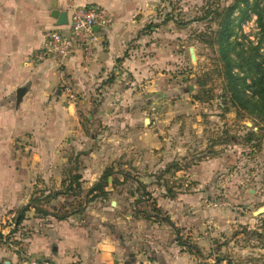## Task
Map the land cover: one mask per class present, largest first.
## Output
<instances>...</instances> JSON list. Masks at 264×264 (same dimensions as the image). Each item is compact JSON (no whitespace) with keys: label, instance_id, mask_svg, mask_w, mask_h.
Instances as JSON below:
<instances>
[{"label":"rangeland","instance_id":"1","mask_svg":"<svg viewBox=\"0 0 264 264\" xmlns=\"http://www.w3.org/2000/svg\"><path fill=\"white\" fill-rule=\"evenodd\" d=\"M160 2L164 6L160 8L159 14L176 17L177 26L184 31V37L175 42L173 55L156 57L161 66L164 99L157 111V117L163 124L158 128L155 126L154 132L162 130L161 137L167 140L165 146H168L170 160L190 165L187 170H183L189 173L186 179H171L170 175L164 177L180 185L181 192L185 191V194L193 197L198 194L199 197L194 198L186 212H181L175 218V224H179L177 228L181 230L182 236H188L192 245L201 250L198 259L193 256L196 264H215L216 259L219 264H264V212L256 214L258 209L264 208V124L255 115L233 104L218 45L208 43L210 40L202 44L196 39L200 32L216 30L214 25H210L212 30H207L204 23L193 21L202 15L203 0ZM237 35V48L242 55L248 57L250 47H257V61L264 65V32L257 25L253 13L242 22ZM190 48H193L194 60L190 57ZM153 58L149 51L143 50L135 60L145 67L154 65L151 63ZM234 72L241 73L238 69ZM246 84H250L249 79ZM245 95L251 99V103L257 99L251 89ZM91 111V108L80 110L81 136L76 139L77 145H67L65 139L59 136L58 124L54 127L50 121V126L44 122L40 131L33 129L30 134L19 137L10 152H0V159H10L12 164L18 161L10 169L0 167V175L5 171H13L19 177L18 204L0 216V230L4 236L14 228L16 210L27 203L44 205L41 197L48 191H61L59 182L70 169L84 175L86 169L81 168L84 162L95 164V175L110 166L125 171L127 168H121L119 164L130 163L136 168H129L127 172L133 178L138 177L146 182L149 193L161 196L160 187L150 183L157 174H153L155 169L144 166L150 159L145 158L138 148L120 156L114 145L116 140L104 142L107 138L113 139L112 131L101 129L98 120L87 121L86 116ZM154 115L156 110L152 115L145 113L146 119ZM136 161L141 164L137 166ZM183 179L189 182L187 187L182 184ZM86 187L84 185V192L87 191ZM136 188V184L129 180L118 185L105 199L87 203L84 198H68L67 201L58 198L51 205L62 202L71 204L68 207L70 209L82 208L79 214L73 216L83 223L97 225L98 230H104L110 223L127 221V210L135 200L127 195L128 192H137ZM151 197L157 200L153 195ZM51 205L44 207L50 209ZM142 207L143 204L136 206V211ZM26 217L10 236L8 243L2 245L0 262L13 259L14 264H24L28 258L34 257L27 253L29 241L46 222L35 216V210L32 209L26 213ZM148 224L158 223L148 221ZM160 224L169 226L164 222ZM183 225L188 228L187 233H182L186 228H182ZM170 231L171 238L177 244L173 227ZM117 232L121 233L120 230ZM117 236L115 229V238ZM178 248L179 252H185L181 247Z\"/></svg>","mask_w":264,"mask_h":264},{"label":"crops","instance_id":"2","mask_svg":"<svg viewBox=\"0 0 264 264\" xmlns=\"http://www.w3.org/2000/svg\"><path fill=\"white\" fill-rule=\"evenodd\" d=\"M160 1L0 0V152H10L19 137L30 134L33 129L40 131L44 122L50 126V121L54 127L58 124L59 136L67 145H77L76 139L81 136L80 110L91 108L87 121L98 120L101 129L112 131L113 139L107 138L104 142L116 140L114 145L120 156L138 148L150 159L144 161L147 162L144 166L154 168L153 174L174 160L169 159L162 130L154 132L155 126L163 124L157 111L164 99L161 66L156 57L173 55L175 42L184 37V31L178 28L176 17L159 14L164 6ZM86 5L105 9L111 18L109 27L97 29V42L90 58L75 50L60 70L51 60L33 63L31 54L43 44L46 31L60 27L67 32L65 25L57 26L52 13L65 12L68 21L73 6ZM151 24L154 27L150 32H142ZM143 50L154 56L151 61L154 65L144 67L135 60ZM20 88L24 93L18 103L16 92ZM68 92L76 96V105L68 104ZM150 109L156 110V115L149 118L146 126L145 113ZM13 162L1 158L0 167L10 169L18 164ZM136 162L137 166L141 164ZM119 166L127 168L125 172L136 168L125 162ZM82 167L86 169L81 178L83 189L87 185L88 190L99 182L102 171L95 175V164L91 161L84 162ZM187 176L189 173L179 171L171 179ZM108 182L106 191L110 194L111 178ZM150 183L155 185V179ZM18 184L19 177L13 171L0 175V216L17 206ZM182 184L187 187L189 182L183 179ZM157 188L161 196L151 195L174 224L175 218L187 211L194 198L199 199L198 194L193 197L180 190L169 199L163 196L162 186ZM140 192H128L127 196L134 200ZM134 210V206L127 210L126 222L110 223L104 230L74 216L64 221L43 218L46 224L39 233L33 234L27 253L56 264H196L193 256L179 252V246L171 238V227L160 223L150 225L141 218H133ZM187 229L182 233H187ZM13 262L10 259L5 263Z\"/></svg>","mask_w":264,"mask_h":264},{"label":"trees","instance_id":"3","mask_svg":"<svg viewBox=\"0 0 264 264\" xmlns=\"http://www.w3.org/2000/svg\"><path fill=\"white\" fill-rule=\"evenodd\" d=\"M201 13V17L193 19V21L204 23L207 30H212L210 25H214L216 30L214 32H208L206 30L205 32H200L196 39L202 44L205 43V40H210L208 43H216L218 45V52L221 57L220 60L224 66L225 76L227 78L228 92L233 104L247 111L248 114L255 115L264 124V65L257 61V47H250V55L245 57L240 50H238L237 47L239 43L236 42L239 40L237 30L240 28L242 22L249 18L251 13L256 16V23L264 32V0H231L230 3H223L222 0H203ZM152 27H154L153 24L147 25L142 32H150V28ZM235 69H238L241 73H235ZM248 79L250 81L249 85L246 84V80ZM248 89L253 90V94L257 96L254 103H251V99L245 95ZM189 167L190 165H181L178 161H172L166 165L164 169L157 171L156 175L154 174L155 184L164 188V197L173 199L176 194L179 193V190H181L180 185L170 181L164 176L170 175V177H173L176 172L187 170ZM81 178L82 176L80 173L76 171L73 172L70 169L59 182L61 191H48L45 196L42 195L43 197H41L42 199L40 200H43L44 205L37 206L32 205V203H27L25 206L16 210L15 216L13 217L14 228L10 230L6 236H4L0 230V248L2 245L8 243L10 236L13 235L22 222L27 219L26 213L29 212L30 209L35 210V216L38 218L43 219L52 217L56 221H64L75 214H79L82 208L80 210L74 208L70 209L68 207H71V204L62 202L58 203V205H51L52 201L58 200V198L63 199V201H67L66 199L68 198H73L75 200L84 198L88 203L95 199H105L109 194L106 191L109 183L108 179L111 178L113 189L118 185L127 183L130 179L136 184L138 192L141 191L133 202L135 208L134 216L136 218L140 217L147 222H164L173 227L177 245L184 249L187 254L197 259L199 258L201 250L196 245H192L188 236H182L181 230L175 227L170 218L157 206L156 200L153 199L151 193L146 190L147 186L139 179L133 178L128 172L110 166L102 172L99 182L95 183L90 189L84 192ZM160 180H162V183ZM82 195L83 197H81ZM141 204H143L141 210L136 211V206H140ZM50 205V209L44 207ZM0 264H5V262L1 261ZM215 264H219L217 259L215 260Z\"/></svg>","mask_w":264,"mask_h":264},{"label":"built area","instance_id":"4","mask_svg":"<svg viewBox=\"0 0 264 264\" xmlns=\"http://www.w3.org/2000/svg\"><path fill=\"white\" fill-rule=\"evenodd\" d=\"M111 24L107 11L95 5L73 6L70 10L67 32L60 27L46 31L41 47L31 54L33 63L51 60L57 69H62L75 50H81L88 58L97 42V29H106ZM67 102L76 105V96L68 92ZM149 113L154 114V109ZM24 264H56L48 258L30 257Z\"/></svg>","mask_w":264,"mask_h":264},{"label":"water","instance_id":"5","mask_svg":"<svg viewBox=\"0 0 264 264\" xmlns=\"http://www.w3.org/2000/svg\"><path fill=\"white\" fill-rule=\"evenodd\" d=\"M52 17H54L57 20V26H63V25L67 24V15H66L65 12L55 11L54 13H52ZM189 52H190L191 59L194 60L195 56H194V53H193V48H190ZM23 93H24V89L23 88H20V89L17 90L16 96H17V102L18 103L20 102ZM145 122L148 124L149 123V119H146ZM263 212H264V208H260V209H258L256 211V214L259 215V214H261Z\"/></svg>","mask_w":264,"mask_h":264}]
</instances>
